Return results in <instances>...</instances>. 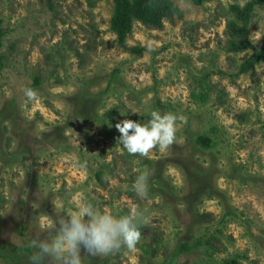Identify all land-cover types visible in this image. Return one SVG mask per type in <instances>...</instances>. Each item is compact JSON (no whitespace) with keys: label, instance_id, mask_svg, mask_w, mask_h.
Wrapping results in <instances>:
<instances>
[{"label":"rangeland","instance_id":"obj_1","mask_svg":"<svg viewBox=\"0 0 264 264\" xmlns=\"http://www.w3.org/2000/svg\"><path fill=\"white\" fill-rule=\"evenodd\" d=\"M172 2L181 17L135 20L121 47L112 0H0V264H30L31 238L82 200L150 215L135 248H82L83 264H264V62L237 75L253 50H230L227 28L251 0ZM249 21L259 49L264 0ZM153 110L177 115L176 140L130 156L115 125Z\"/></svg>","mask_w":264,"mask_h":264},{"label":"clouds","instance_id":"obj_2","mask_svg":"<svg viewBox=\"0 0 264 264\" xmlns=\"http://www.w3.org/2000/svg\"><path fill=\"white\" fill-rule=\"evenodd\" d=\"M37 92L31 87L24 89L28 99H34ZM177 115L171 112L161 114L153 110L146 122L123 120L115 126L121 134L118 144L130 156L147 157L154 147L169 148L176 140ZM75 166L85 169L86 161H75ZM133 191L143 199L149 195V173L139 174ZM150 219L148 209H133L130 213L105 212L88 200H82L77 211L67 217L53 221L51 227L35 234L26 245L30 248V264H45L46 258L52 264H83L81 249L92 256L108 255L121 247L133 249L141 239V226ZM54 230V232H53ZM41 233L47 235L41 237Z\"/></svg>","mask_w":264,"mask_h":264},{"label":"trees","instance_id":"obj_3","mask_svg":"<svg viewBox=\"0 0 264 264\" xmlns=\"http://www.w3.org/2000/svg\"><path fill=\"white\" fill-rule=\"evenodd\" d=\"M113 16L111 21V31L116 35L117 44L121 47L125 46V41L128 34L131 32L132 23L136 20L153 28H161L165 19L174 16L181 17L182 13L179 8L172 2V0H112ZM196 5H201L206 0H190ZM259 0H251L249 7L243 10L238 6L231 7L233 18L228 22V34L233 40L230 42L234 45L230 50L236 52H243L246 50H253L252 55L242 63L237 75L243 73L254 72L257 65L264 62V42L259 49L254 48L249 40V19L250 11ZM3 31L1 30L0 21V50L2 47ZM140 52L138 50H131V52ZM3 56L0 52V61ZM35 84H38L36 81ZM208 93H202L201 101L207 102ZM100 174V173H99ZM99 174L97 176H99Z\"/></svg>","mask_w":264,"mask_h":264}]
</instances>
